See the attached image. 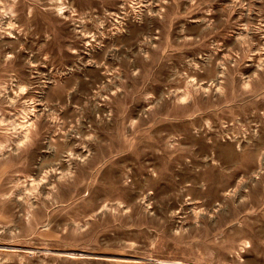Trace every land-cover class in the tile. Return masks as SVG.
<instances>
[{
	"label": "rangeland",
	"instance_id": "obj_1",
	"mask_svg": "<svg viewBox=\"0 0 264 264\" xmlns=\"http://www.w3.org/2000/svg\"><path fill=\"white\" fill-rule=\"evenodd\" d=\"M0 264H264V0H0Z\"/></svg>",
	"mask_w": 264,
	"mask_h": 264
},
{
	"label": "bare ground",
	"instance_id": "obj_2",
	"mask_svg": "<svg viewBox=\"0 0 264 264\" xmlns=\"http://www.w3.org/2000/svg\"><path fill=\"white\" fill-rule=\"evenodd\" d=\"M9 26V25H8ZM13 35V34H12ZM189 91V90H188ZM189 93V92H188ZM190 96V95H189ZM29 128V127H28ZM27 130H29V129H27ZM26 137H27V135H26ZM27 138H29V137H27ZM2 144V143H1ZM2 146V145H1ZM44 181V180H43ZM33 208V207H32Z\"/></svg>",
	"mask_w": 264,
	"mask_h": 264
}]
</instances>
